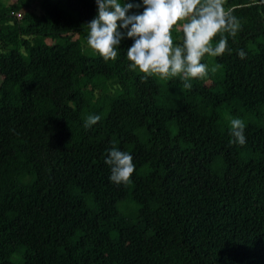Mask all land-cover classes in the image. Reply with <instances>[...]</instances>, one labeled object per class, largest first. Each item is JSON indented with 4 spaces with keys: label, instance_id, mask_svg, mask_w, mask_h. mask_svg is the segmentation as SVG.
Masks as SVG:
<instances>
[{
    "label": "trees",
    "instance_id": "16d2710c",
    "mask_svg": "<svg viewBox=\"0 0 264 264\" xmlns=\"http://www.w3.org/2000/svg\"><path fill=\"white\" fill-rule=\"evenodd\" d=\"M224 7L233 51L205 54L186 89L142 81L131 38L115 60L91 49L96 0L0 2V264H264V0ZM113 146L133 156L127 184L109 179Z\"/></svg>",
    "mask_w": 264,
    "mask_h": 264
},
{
    "label": "clouds",
    "instance_id": "9594fccd",
    "mask_svg": "<svg viewBox=\"0 0 264 264\" xmlns=\"http://www.w3.org/2000/svg\"><path fill=\"white\" fill-rule=\"evenodd\" d=\"M97 15L86 24L87 44L105 61L115 60L121 41L131 38L127 49L128 67L143 73L142 81L150 76L162 79L181 77L183 87H193L191 79L204 78L208 67L201 63L205 54L220 57L233 49L229 37H235L241 25L233 9L225 10V0H142V3H122L121 0H96ZM143 8V12H131ZM178 26V27H177ZM182 33V42L174 45L172 30ZM227 33V35H223ZM220 38L213 46V39ZM240 59L247 53L237 51ZM220 65L211 68L215 73ZM101 120L100 115L90 114L84 121L85 129ZM245 123L240 118L230 121V145L246 143ZM105 164L110 167V181L115 185L127 184L135 171L133 156L110 147L106 150Z\"/></svg>",
    "mask_w": 264,
    "mask_h": 264
},
{
    "label": "rangeland",
    "instance_id": "374dc122",
    "mask_svg": "<svg viewBox=\"0 0 264 264\" xmlns=\"http://www.w3.org/2000/svg\"><path fill=\"white\" fill-rule=\"evenodd\" d=\"M15 0H0V2L1 3H3V4H6V5H9V4H12L13 2H14ZM32 10L34 11V12H39V8H37L35 5H33V7H32ZM23 12V11H22ZM176 33H178V30L176 29ZM172 38H173V42L175 41V33L174 32H172ZM235 118H240V119H242L243 121H244V123L246 124V123H248V122H252V123H255V122H257V118H256V116H253V115H244V116H239V117H235ZM234 119V118H233ZM229 123H230V121H229ZM127 204H122L121 206H120V210L122 211V210H124L127 206H126Z\"/></svg>",
    "mask_w": 264,
    "mask_h": 264
},
{
    "label": "built area",
    "instance_id": "2783aa9c",
    "mask_svg": "<svg viewBox=\"0 0 264 264\" xmlns=\"http://www.w3.org/2000/svg\"><path fill=\"white\" fill-rule=\"evenodd\" d=\"M12 15H13V17H15L17 19H20L22 16V12H15V13L13 12Z\"/></svg>",
    "mask_w": 264,
    "mask_h": 264
}]
</instances>
